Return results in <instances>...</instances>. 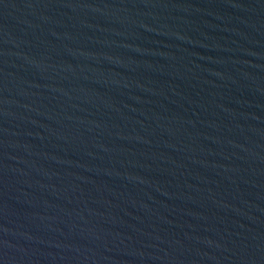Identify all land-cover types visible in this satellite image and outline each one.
I'll use <instances>...</instances> for the list:
<instances>
[{
    "label": "water",
    "instance_id": "obj_1",
    "mask_svg": "<svg viewBox=\"0 0 264 264\" xmlns=\"http://www.w3.org/2000/svg\"><path fill=\"white\" fill-rule=\"evenodd\" d=\"M0 264H264V0H0Z\"/></svg>",
    "mask_w": 264,
    "mask_h": 264
}]
</instances>
